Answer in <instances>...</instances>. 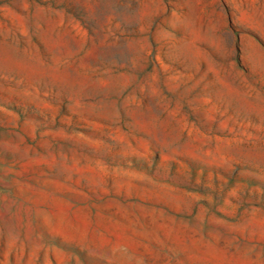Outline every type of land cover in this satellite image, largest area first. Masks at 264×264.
Listing matches in <instances>:
<instances>
[{
    "label": "rangeland",
    "instance_id": "obj_1",
    "mask_svg": "<svg viewBox=\"0 0 264 264\" xmlns=\"http://www.w3.org/2000/svg\"><path fill=\"white\" fill-rule=\"evenodd\" d=\"M0 264H264V0H0Z\"/></svg>",
    "mask_w": 264,
    "mask_h": 264
}]
</instances>
